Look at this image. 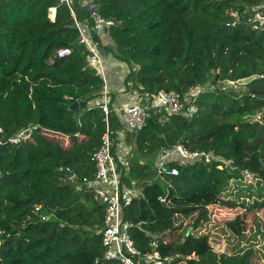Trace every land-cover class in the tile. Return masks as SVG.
I'll return each mask as SVG.
<instances>
[{"label": "trees", "instance_id": "16d2710c", "mask_svg": "<svg viewBox=\"0 0 264 264\" xmlns=\"http://www.w3.org/2000/svg\"><path fill=\"white\" fill-rule=\"evenodd\" d=\"M91 6L114 23L106 29L114 47L94 33ZM263 6L264 0H74L69 8L61 0H0V264H120L105 259V207L88 187L107 125L122 190L141 192L122 213L137 248L146 252L155 238L182 229L177 216L195 217L198 230L219 208L236 212L220 233L237 250L253 230L249 220L259 226L254 213L264 209V124L254 120L264 114V77L238 89L220 84L264 75V34L244 23ZM77 22L107 55L137 67L126 77L128 91L144 101L162 90L176 92L183 111H151L143 130L122 133L117 113L103 112L105 81L88 65L91 51L80 43ZM62 49L71 55L59 58ZM198 88L190 117L186 96ZM114 102L113 94L111 108ZM73 103L86 107L75 112ZM30 126L38 127L32 141L8 142ZM47 134L68 137L69 145ZM124 142L131 146L127 167L116 154ZM178 145L225 163L170 159L165 170L179 175L160 174L159 154ZM245 170L256 176L247 186ZM161 245L164 255L177 256L172 264H255L252 248L221 253L208 236L189 233Z\"/></svg>", "mask_w": 264, "mask_h": 264}, {"label": "built area", "instance_id": "2783aa9c", "mask_svg": "<svg viewBox=\"0 0 264 264\" xmlns=\"http://www.w3.org/2000/svg\"><path fill=\"white\" fill-rule=\"evenodd\" d=\"M69 8L72 7L74 0H61ZM55 10L52 9L51 12ZM92 18L95 21V30H106L108 27L114 25L113 22H108L102 19L94 6L90 7ZM237 21L240 20V16L237 12L233 14ZM244 23L249 28L257 33L264 34V6L257 8L252 11ZM234 26L236 24H233ZM77 27L81 34V44H85L91 51V55L88 56V65L97 70L98 74L101 75L105 81V89L103 96L100 100L103 112L105 115H109L111 112H116L119 120L125 125L126 131L139 132L143 130L147 124V121L151 117V111L156 113H180L185 108L182 104V97L176 92L160 91L157 95L147 96L145 101L138 97L137 101L131 106L122 108L110 107V95L106 87L105 69L102 65L101 55L97 51L96 46L93 44V37L87 26L77 22ZM91 36V37H90ZM70 49H62L58 52L59 58H64L71 55ZM263 78L264 75H261ZM234 85L236 83L224 82ZM203 90L198 88L186 97V102L189 103L187 109V115L192 117L197 109L195 106V97ZM146 102V104H145ZM263 113H258L255 116V121L261 124ZM105 121L108 124L107 119ZM37 126H30L24 130L19 131L14 136L8 139V142L12 145H21L28 141H32L37 131ZM0 134H4V131L0 128ZM50 138L67 141L68 137H62L57 134H47ZM113 139L109 125H107V131L102 138L100 148H98L92 155V162L95 165V178L89 183L88 187L95 195L96 199L105 207V220L103 234V245L105 247V259L107 261H116L120 264H172L177 256L164 255L161 243L171 244L166 241V236L161 238H155L151 241L149 249L146 252L141 251L136 247L134 240L132 239L128 227L123 223V208L130 205L134 199L138 198L141 194L140 191H130L128 189L121 188V176L118 172V164L113 151ZM130 151L124 153V157L119 156V160L123 166H128L126 156ZM174 157L180 158V163L193 164L196 162H204L206 165L212 164L214 161L224 162L220 157H215L213 154L208 152H190L183 145H178L171 150H163L157 160L156 167L160 171V174L165 173L168 176H178V169L173 168L169 171L165 170V164L168 160L174 159ZM220 166L219 168H221ZM243 179H254L256 176L250 171H242ZM163 203H166L165 199H161ZM189 234V233H188ZM182 263V262H181ZM180 264V263H177ZM183 264V263H182Z\"/></svg>", "mask_w": 264, "mask_h": 264}, {"label": "rangeland", "instance_id": "374dc122", "mask_svg": "<svg viewBox=\"0 0 264 264\" xmlns=\"http://www.w3.org/2000/svg\"><path fill=\"white\" fill-rule=\"evenodd\" d=\"M51 19L53 20L55 18V11L50 14ZM91 37V36H90ZM100 42L103 46H113L112 42L110 41L109 35L102 33L99 36ZM114 47V46H113ZM102 65L105 69V79L108 85V88L110 91L114 92L111 86L109 87V83L111 84L112 81L117 83V85H120L123 87L122 82L125 80V78L130 74V72L133 70H137L136 66H129L121 61H118L115 59L113 54H108L107 56L103 57L101 56ZM221 87L225 88H235L238 89L237 86L234 87V85L229 83H221ZM134 97L133 94L127 95V93H115V99L116 102L120 101L122 104H125L126 106H131L129 100L131 97ZM117 97V98H116ZM119 98V99H118ZM129 102V103H128ZM98 101H92L90 103V106H96ZM134 104V103H133ZM64 143V141H62ZM175 160L180 161L179 157H174ZM248 161H241L239 166H242L247 169H254L252 164H249ZM251 172V171H250ZM252 173V172H251ZM254 179H244V185L247 186L249 184L254 183ZM234 187L236 185L234 184ZM235 191V190H234ZM236 193V192H234ZM212 212L214 213L213 220L211 223H206L202 228L196 229L192 226L193 219L195 217L189 216V217H183V216H177L176 217V224L178 226H182V229H176L169 235H167L166 241L169 243H173L175 240L179 239L180 237H183L187 235L188 233H191L195 236H208L214 245V247L221 253H228L232 254L235 251L238 250H244L252 248L255 251V257H254V263L255 264H263L264 263V209L260 210L259 212H255L254 214L259 218V226H256L252 219L249 220V229H253L251 231H247L248 233L240 243L237 244V247L235 251H233L229 246H225L224 241L222 240V236L220 233V229L222 228V223L226 218H233L236 216V212H230L228 210H221L219 208H212ZM221 250V251H220ZM182 264V263H180ZM183 264H187L184 262Z\"/></svg>", "mask_w": 264, "mask_h": 264}, {"label": "water", "instance_id": "95a60500", "mask_svg": "<svg viewBox=\"0 0 264 264\" xmlns=\"http://www.w3.org/2000/svg\"><path fill=\"white\" fill-rule=\"evenodd\" d=\"M94 33L97 34L98 36H100L102 34V30H100V29L94 30ZM104 33L108 34V30H105ZM93 44L96 46V49L98 50V52L100 53L101 56H103V57L107 56V52L101 47V45L99 44V41L96 37L93 38ZM260 78H262L261 75L253 76V77H250V78H247L244 80H240L239 82H237V85L245 87V86H248L253 81L258 80ZM85 107H86L85 104L73 103L71 106V110L77 112L80 109H83ZM261 124H264V115L261 119ZM61 166H62L63 172H65L66 174H69L70 177H73V174L70 172L69 169H67L65 167L64 164H61Z\"/></svg>", "mask_w": 264, "mask_h": 264}, {"label": "crops", "instance_id": "0c3cea01", "mask_svg": "<svg viewBox=\"0 0 264 264\" xmlns=\"http://www.w3.org/2000/svg\"><path fill=\"white\" fill-rule=\"evenodd\" d=\"M55 14H56V11H55ZM55 19V18H54ZM106 34V33H105ZM110 38V37H109ZM111 41V40H110ZM105 71V70H104ZM126 80V78H125ZM125 80L122 82V86L120 85H117V83H115L114 81L111 82V84L109 83V87L111 86V88L113 89L114 92L110 91V89L108 88V85H107V82H106V87L108 89V92H109V95H115V93H127V95H131L133 94L134 97L132 96L129 100L130 104H133L137 101L138 99V94L134 93V92H131V91H128L127 88H126V85H125ZM117 98V97H116ZM119 99V98H118ZM128 102V103H129ZM125 104H122V102L118 101L116 102V99H115V102H114V106L117 107V108H122L124 107ZM66 145L68 146L69 145V142H66ZM120 148L119 150L116 151V154L117 156H122L124 157V153L126 151H131V146L130 145H127L125 142L120 144Z\"/></svg>", "mask_w": 264, "mask_h": 264}, {"label": "bare ground", "instance_id": "6f19581e", "mask_svg": "<svg viewBox=\"0 0 264 264\" xmlns=\"http://www.w3.org/2000/svg\"><path fill=\"white\" fill-rule=\"evenodd\" d=\"M55 10H53L52 12H54Z\"/></svg>", "mask_w": 264, "mask_h": 264}]
</instances>
